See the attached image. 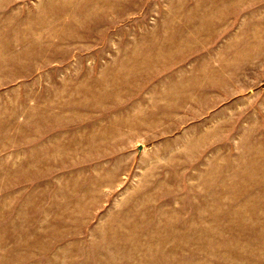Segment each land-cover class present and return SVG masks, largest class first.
I'll return each instance as SVG.
<instances>
[{
    "label": "rangeland",
    "instance_id": "rangeland-1",
    "mask_svg": "<svg viewBox=\"0 0 264 264\" xmlns=\"http://www.w3.org/2000/svg\"><path fill=\"white\" fill-rule=\"evenodd\" d=\"M0 264H264V0H0Z\"/></svg>",
    "mask_w": 264,
    "mask_h": 264
}]
</instances>
